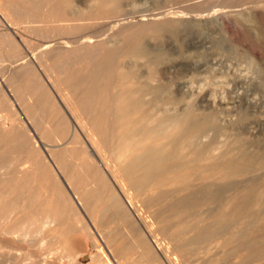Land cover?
Segmentation results:
<instances>
[{
	"label": "rangeland",
	"instance_id": "rangeland-1",
	"mask_svg": "<svg viewBox=\"0 0 264 264\" xmlns=\"http://www.w3.org/2000/svg\"><path fill=\"white\" fill-rule=\"evenodd\" d=\"M0 155V264H264V0H0Z\"/></svg>",
	"mask_w": 264,
	"mask_h": 264
},
{
	"label": "bare ground",
	"instance_id": "bare-ground-1",
	"mask_svg": "<svg viewBox=\"0 0 264 264\" xmlns=\"http://www.w3.org/2000/svg\"><path fill=\"white\" fill-rule=\"evenodd\" d=\"M71 1V0H70ZM130 5H132V4H130ZM117 10V9H116ZM125 18V17H124ZM127 18V17H126ZM136 102V101H135ZM2 118V120L3 121H5L4 122V124H5V126L6 125H9L8 123L9 122H7V120H8V118H6V117H1ZM193 122H189L186 126L187 127H192L193 126ZM205 127H197V129H196V131L198 132V134L199 135H196V136H198L200 139H201V137L202 136H204L205 135ZM214 129L217 131V127L216 126H214ZM98 133V132H97ZM98 135H99V133H98ZM193 142H196V140H192ZM5 147V146H4ZM157 153L156 154H158V157H162V155L165 153L163 150H161L160 149V151H156ZM137 153V152H136ZM162 153V154H161ZM153 155H155V152H153V150H150V151H146V152H144L141 156H138V154H135L134 156H133V163L135 164L134 166H138V163H139V160H142L143 158H145V157H153ZM1 156V155H0ZM164 156V155H163ZM166 156V155H165ZM15 159V158H14ZM154 169L156 168V166H154L153 167ZM144 181L146 182L147 181V176H143V174H142V176L141 177H134V180L132 181V183L135 185V186H137V185H139V184H143L144 183ZM157 198H151L150 200H149V202H148V207H150V204L151 203H153L154 202V200H156ZM151 208H153L152 206L150 207V209ZM152 210V209H151ZM154 211V213H155V210H153ZM13 215V214H12ZM56 219L55 218H53L52 217V215H47L46 216V218H45V221L42 223V228H43V230H45V229H47L49 226H51L52 224H55L56 223ZM121 223H123L124 225H127L128 223H126V221L125 220H122V221H120ZM41 228V229H42ZM27 235H28V233H24V234H22V239H24V241L23 242H27ZM23 242H10L8 239H3V238H0V245H1V247H4V246H8V245H11V246H13L14 248H16V247H18V249L16 250V252H15V258H19V259H21V257H22V249H23V246H24V244H23ZM111 243H112V245H115V243L116 242H114V241H111ZM134 243H131V241H128L127 239L126 240H123L122 241V244H120L119 245V248H116V249H118V251L121 253H123V251L124 250H126V251H131L133 248H134ZM53 256V255H52ZM30 261L31 259H26V261ZM31 262H29V263H27V264H30Z\"/></svg>",
	"mask_w": 264,
	"mask_h": 264
}]
</instances>
